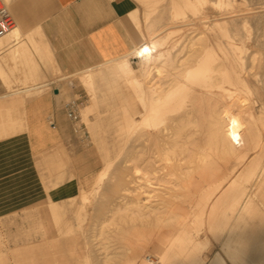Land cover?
<instances>
[{"label": "bare ground", "instance_id": "1", "mask_svg": "<svg viewBox=\"0 0 264 264\" xmlns=\"http://www.w3.org/2000/svg\"><path fill=\"white\" fill-rule=\"evenodd\" d=\"M0 3L3 4L1 0ZM127 3L131 7L129 15L144 37L132 50L104 65L116 62L123 88L132 95L122 107L125 127L117 134L120 151L114 152L122 156L125 142L130 139L132 149L123 156L124 170L120 169L121 174L109 187L121 200L112 199L115 202L107 205L109 214L98 217L96 225L119 231L129 225L141 236H137L133 245L127 242L129 246L121 248L123 251H110L105 246V251L97 252L92 264H110L118 259L123 264H264V258L259 261L253 249L256 241L244 235L264 232L262 172L254 180L264 154V91H258L259 99L252 102L247 87L253 75L249 70L262 57L257 58L256 54L264 50V0H127ZM21 17L22 21L0 37V80L8 88L13 82L18 85V80H14V75L11 78L15 70L10 67L15 64L10 65L3 57L6 50L11 55L19 51L28 53L25 59L31 65L39 64L35 62L34 51L36 55L45 53L44 59L54 55L50 40L43 37L40 41L34 35L37 31L36 34L47 36L43 28L37 25L25 37L33 22L24 21V14ZM251 22L256 28H251L255 29L253 32L249 29ZM250 53L248 61L246 55ZM133 59L137 60L136 66ZM52 63L59 66L55 57ZM36 70L33 72L40 73ZM35 75L31 73L36 79L43 76ZM91 94L94 100L95 86ZM14 104L12 100L6 114H1L4 120L0 126L13 123ZM131 110L133 115L129 116ZM8 129L11 131V127ZM113 156L109 154L106 166L96 173L93 187L78 191L81 198L90 201L91 193L102 186L104 191L108 188L107 182L115 170L109 164L118 161ZM58 207L59 204L50 202L51 226L57 232L56 241L69 242L73 210L62 212ZM77 211L78 219L88 218L87 212ZM204 228L211 236L207 233L199 236ZM160 230L172 233H161L159 238L155 233ZM152 233L159 249V253H154L156 258L145 242L152 240ZM213 240L222 250L211 255V249L206 253V248L212 246Z\"/></svg>", "mask_w": 264, "mask_h": 264}, {"label": "rangeland", "instance_id": "2", "mask_svg": "<svg viewBox=\"0 0 264 264\" xmlns=\"http://www.w3.org/2000/svg\"><path fill=\"white\" fill-rule=\"evenodd\" d=\"M1 1L3 5H6L9 8L11 14L15 16L17 20L16 23L22 21L20 20L22 19V17L20 16L19 18V15L13 9V0H7L8 2L5 0H1ZM7 3L9 4L7 5ZM133 20L134 19L131 18V16L129 15V23H130L129 25H132L133 35L135 36L136 40H138L140 39V34L136 32V23H134L135 21ZM249 26H251L249 27L251 31L253 30L251 28H255V24L254 26H252V22L250 23ZM40 28L42 29V27ZM35 29H36L35 26H30V31L27 32L25 37H27V35L30 32H34ZM255 29L253 31H255ZM36 32H34L35 33L34 35L35 37H37V39L39 37L38 40L40 41H42L43 37L48 38L49 40L52 39V36L50 37L42 36L40 33L36 34ZM50 43L51 46L54 48V55L52 54L49 55L48 59L43 58V56H45V53L42 54L37 52V55L39 54L37 56L34 51L33 55L35 56L36 59L35 62L36 63L38 62L39 64H34V63H33L34 65L27 64L25 57L27 56L28 53L25 55L26 52L23 51H19L18 53L16 52L17 54L12 53V55L16 56L15 58L11 55V53H9L10 50L9 51L6 50L2 54L3 57H5V60L8 63H10V65L15 64L11 66L14 69L10 67L11 70H15L13 71L14 74L12 73L11 78L13 77V75L14 77L16 76L15 79L14 78L13 79L15 81L18 80L17 83L19 86L16 84V82H13L11 84V88H8L6 87V85L4 86L2 81L0 80V95L8 93L6 94V96H4L5 98L0 97L1 120H4L3 115L6 114L5 113L7 111L6 107L10 105L12 100L15 101L14 104L15 107L13 106L12 108L13 110L11 109L12 110L11 114L13 117V120L11 122L13 123H11V126L10 124L9 126L7 125L0 126V134L2 133L1 135L4 136V134L7 135L12 133L14 129L15 131H18V128H20L19 130H23L24 125L25 128L27 129V124H26L27 119L25 120L26 113L25 112L21 113L18 110L20 107L24 108V106L27 103H29L34 99L53 98L56 103L57 114L63 112V118L64 121L66 122L64 125H62V123L60 122L59 123L56 122L55 115L51 116L50 120H51V125L53 127H56L58 123L61 129L63 130L62 131L63 138L59 143L63 144L64 150L62 151V153H56V146H57L56 144L52 148L51 153H48L47 155L44 156L41 155V158L43 160V164L41 166L42 168L41 177H42V182L45 185L47 191L49 190V188L59 187L62 183H65L68 180H73L75 182V189L73 194L68 195L66 197H58V198H50L49 196V199H52L54 204H59V207L57 208L58 210L60 209V211L62 212L64 211L68 212V209L70 208L71 211L73 210V214H72L74 215V218L72 220L73 229L71 230L72 234L69 237L71 239L70 240L71 242L65 243L63 240L56 241L54 239L52 240L51 238L46 237L45 228H43L42 225L43 222L52 223L51 218L53 215H50L48 210L50 207V203H48V200L45 199L38 203L30 204L25 208H22L21 210L11 212L8 215H4L0 217V240L2 241L3 247L7 249V251L8 250L13 251L14 253V255L11 253L9 254V257L7 258L4 264H89V263L92 264V262L94 263L96 260L95 256L97 255V252H99V250L101 249L103 251L105 246L110 251H114V250L119 251L121 250V248H124L125 246L126 247L129 246L128 244L130 243H131L130 245L136 243V241H138V239H136L137 236L138 238L141 236L140 233L134 230L131 226L129 227V225H125L126 227L124 229H120L121 231L112 228H111L112 230H110V228L102 229L100 228V226L96 225V223L99 222L98 219L101 216H104L105 214H109L107 212L108 211L107 205H109L110 202L111 203L115 202L112 199H116V201L121 200V198H117L118 197L117 193L115 194L112 190L110 192L109 187H112V185H114L118 176L122 172L121 170L122 169L124 170L123 168L124 166H122L121 164L123 156L129 153L132 149L131 147L132 142L130 139L127 143L125 142L126 147H124V152L122 156L120 155L116 156L114 152V150L118 152L120 151V145H119L120 141L116 135V129H117L116 119L118 117V111L120 106H119V99H117L115 90L116 87L120 89L124 86L121 76H118L119 70L116 65V62L112 61V63L109 62L108 64H105L107 67H105L104 63L110 59L108 60L93 59L91 63L84 65H75V66L67 65L62 60H60L59 62L58 48L60 45L54 42V45L57 49L55 51V47L53 43L51 41ZM29 53L32 54L31 51H29ZM262 53H264L263 49H261V53H260L261 55L259 53H258L259 55L256 54L257 58H260L258 56H262V57L261 59H257L258 61L256 60L254 64L255 66L251 70H249V74H253L252 76L250 75L249 77L250 82H248L247 84V87H250L248 96L250 97L252 102L259 99L257 95L258 91L261 92L264 91V78H263L264 60H262L264 59L263 58L264 54L262 55ZM53 56L55 57V60L58 62L59 66L57 64L52 63L54 59ZM246 56H247L246 58L249 61L250 57L248 58V56H251V53ZM22 57L25 59L26 64L24 62V59H22ZM46 57L47 56H45V58ZM47 60L49 61L47 62ZM133 64L135 66L137 65L135 59H133ZM29 65L30 68L33 67V69L35 67L37 68L39 67V69L36 68L37 70L36 69L34 70L40 73L33 72L34 71L33 69H30L31 71L33 70L31 72L28 67ZM53 65H54V69L52 67ZM55 65L59 68V71L58 68L56 70ZM47 66L50 68H48ZM24 68L27 69L26 71L28 70L29 71L26 72ZM258 69L259 71H257ZM41 70L43 71V73L41 72ZM21 72L27 73V76L29 75L30 79L32 80L35 77H31V73H33V75L36 74L35 76H37L38 74H41L40 77L42 76V74L43 76L38 79L35 78L32 82L29 79V77L25 75L28 78L26 79ZM56 73L59 74L56 75ZM89 74L90 75L93 74L94 76L93 77L92 75L89 76ZM19 77H21V80H19L20 79ZM89 77L92 78V82H90ZM13 79L12 81H14ZM23 79L27 80V82ZM93 79L95 80L93 81ZM92 86H95V92L97 95V99L95 100L96 105L93 104L94 100L91 94ZM14 88L19 89L17 91L19 94L17 92H11L10 89H14ZM60 91H62V93H60ZM126 93L128 98L130 99L132 95L127 91ZM262 100L264 102V97H262ZM6 101H8L9 104L4 108L1 107V105L4 104ZM90 105H91L90 107L91 110L89 114L92 123H94L93 127L86 125L84 120L85 117V113L83 112L84 107L88 108ZM254 110L257 113V108H255ZM131 115H133L132 110L129 116ZM6 118L8 119V117ZM12 126L14 129L12 128ZM8 127L9 128L11 127V131H9L10 129H8ZM3 128L6 129L7 131L6 130L3 131L4 130ZM106 150L108 151L110 150L111 157L115 154L113 157L116 158V160L118 159V161H115L113 164H109V167L111 166V168L115 170L113 175L110 177V179L107 182L108 188L106 187L107 185L106 186L104 185V187H106V189L108 190L105 189L104 191L102 186V188H100L99 190L91 193L90 201L84 200L83 198H81V195L79 193L82 188L91 189L93 187L92 186L94 184L93 179L96 173L99 170H101L105 164L103 156ZM254 155L255 153L251 154L250 158H252V156ZM119 156L121 158H118ZM263 159H264V154L262 159L260 160L261 166H259L256 170L254 180L258 179L257 174L259 172H262L260 173V176L262 175V177H264ZM116 176L117 178H115ZM53 179H55V181H53ZM46 180L48 181V184ZM109 181L112 183H110ZM81 183L82 185H80ZM78 203H83V205H78ZM77 209H81L82 212L88 213L87 214L88 218L85 219V221L77 218V215L79 214ZM89 214L92 216H90ZM255 218H261V216H255ZM77 222L79 223V225L77 224ZM75 223L78 226L75 225ZM133 230L137 232L138 235H136V233ZM157 230L155 229V232H157ZM100 231L103 232V234L100 233ZM117 231L120 232V234ZM132 231L134 233H132ZM161 231L163 230L158 231L160 232L158 233L159 235L154 231L153 233H155L157 237L161 238V233H165V230L164 232ZM170 232L171 231L165 234L170 235L172 233ZM153 233H152V235L154 236V237L152 236L153 244L151 242L152 240L145 242L150 251L149 253H152V256L156 258V256H154L155 255L154 253H159V249L157 248V240ZM199 233H200L199 235L200 237H204L206 233L209 234L210 232L208 231L207 228H204V230L201 229ZM244 235L250 236L254 239V241H256L253 242L252 244V246L254 247L253 249L258 253V260L259 261L263 260L264 232L252 233L249 235L248 233H244ZM94 248L96 251L94 250ZM151 248H152V252L150 250ZM153 248L156 249L154 250ZM220 248H221L220 244H218L215 240H213L212 246L206 248V253L211 249L210 254L213 255L216 253V251L218 250L221 251L222 249ZM123 250L124 249H122L121 251ZM121 261L122 259H118V260H112L111 262L112 264H119V263L123 264V261L122 262Z\"/></svg>", "mask_w": 264, "mask_h": 264}, {"label": "crops", "instance_id": "3", "mask_svg": "<svg viewBox=\"0 0 264 264\" xmlns=\"http://www.w3.org/2000/svg\"><path fill=\"white\" fill-rule=\"evenodd\" d=\"M13 9L19 17L24 14V21L33 22L31 26L42 27L47 36H52L50 41L53 45L54 42L60 45L59 62L62 60L71 66L88 64L93 59H117L132 50L144 37L137 27L140 39L136 40L133 35L132 25H129L131 7L127 0H13ZM3 85L5 86L4 83ZM115 91L120 106L116 119L117 135L125 127L122 107L130 99L123 87ZM6 94L8 93L1 94L0 97ZM95 96L94 105L96 92ZM8 104L6 101L1 106L6 107ZM90 107L91 105L84 107V120L86 125L93 127ZM19 111L26 113L27 129L24 125L23 130L0 137V217L45 199L50 203L53 200L49 196L66 197L73 194L75 189L73 180H68L59 187L49 188L48 191L42 182L41 155L51 153L56 144V153L64 150L63 144L59 143L63 138V130L58 123L64 125L66 122L63 112L57 114L55 100L34 99L24 108L20 107ZM54 115L58 122L56 127L51 125L50 120ZM109 154L110 150H106L103 168L108 162ZM42 226L46 237L56 240L57 232L52 229L51 223L43 222ZM10 253L14 255L13 251H7L3 247L0 240V264L5 263Z\"/></svg>", "mask_w": 264, "mask_h": 264}, {"label": "built area", "instance_id": "4", "mask_svg": "<svg viewBox=\"0 0 264 264\" xmlns=\"http://www.w3.org/2000/svg\"><path fill=\"white\" fill-rule=\"evenodd\" d=\"M15 24L16 20L11 14L9 8L0 3V37L10 32Z\"/></svg>", "mask_w": 264, "mask_h": 264}]
</instances>
